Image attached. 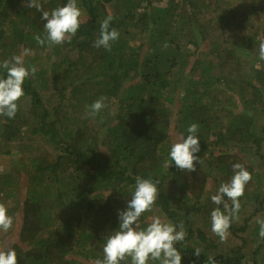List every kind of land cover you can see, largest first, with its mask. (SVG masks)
<instances>
[{"label":"trees","instance_id":"1","mask_svg":"<svg viewBox=\"0 0 264 264\" xmlns=\"http://www.w3.org/2000/svg\"><path fill=\"white\" fill-rule=\"evenodd\" d=\"M253 1L255 8L242 12L243 0H77L83 12L77 35L49 48L34 39L43 38L46 21L25 6L31 0H0V62L25 49L33 52L24 57L26 67L54 60L25 80L15 118L0 116V203L14 217L0 243L18 238L9 247L18 264L103 259L137 177L159 181L154 207L165 222L184 223L187 236L177 245L182 264H206L209 256L216 264H264L256 222L264 219V61L258 59L264 32L254 24L256 37L247 36L244 28L254 23L251 14L264 25V0ZM38 2L51 12L67 0ZM108 15L120 33L111 51L93 47ZM102 96L107 107L90 117L87 106ZM193 123L203 163L190 173L169 153ZM234 163L252 180L221 242L211 231L217 207L211 196L230 181ZM22 190L25 198L17 196ZM147 213L141 228L151 222Z\"/></svg>","mask_w":264,"mask_h":264},{"label":"clouds","instance_id":"2","mask_svg":"<svg viewBox=\"0 0 264 264\" xmlns=\"http://www.w3.org/2000/svg\"><path fill=\"white\" fill-rule=\"evenodd\" d=\"M25 6L36 8L42 12L45 35L34 37L41 47L47 45H62L70 43L81 27L83 12L78 6L77 0H67L64 6L44 11L38 0H31ZM113 16L108 15L100 24L99 37L94 41L93 47L104 48L111 51L113 42L119 39V31L110 24ZM167 48L169 45L164 44ZM31 49L23 50L19 55H14L8 60L0 62V68L5 70L6 76H0V116L14 119L19 109V102L25 95L23 85L26 79L34 77L38 69L36 66H25L24 57L32 55ZM258 59L264 61V40L258 46ZM107 97H100L87 106L90 117L97 116L107 107ZM199 125L191 124L187 128V137H181L178 142L171 145L170 161L177 168L185 172H195V164L202 165L197 153L201 151L200 140L197 132ZM172 164L166 160L164 167ZM233 176L229 182L222 183L217 192L211 196V201L217 206L210 214L211 231L225 242L229 235L232 223L237 220L240 211V198L245 193L247 184L252 180L251 173L241 163L232 165ZM159 181L136 178L135 190L126 210L118 212L119 229L107 236L103 247V259L95 260L94 264H151L158 261L159 264H182L181 251L177 245L182 244L187 236L184 223L179 226L170 222H164L159 216L153 217L146 228H141L140 217L152 210L158 196ZM231 202V203H229ZM259 225V236L264 238V219L256 218ZM14 226V217L9 215L8 208L0 203V231L8 232ZM179 228V230H178ZM196 257L201 255V250H194ZM0 264H18L17 252L12 248L0 249ZM206 264H216L215 258L207 257Z\"/></svg>","mask_w":264,"mask_h":264},{"label":"rangeland","instance_id":"3","mask_svg":"<svg viewBox=\"0 0 264 264\" xmlns=\"http://www.w3.org/2000/svg\"><path fill=\"white\" fill-rule=\"evenodd\" d=\"M253 3H257V2H255V1H253V0H243V4H242V6H237V8L240 10V11H242V12H251L252 11V8L250 7L251 5L253 6ZM254 7V6H253ZM255 8V7H254ZM251 16H252V19H253V22L254 23H248V24H246L245 26H244V28H245V34L248 36V35H251V36H255L256 37V30H257V32L259 31V29H256L255 27H254V24L257 26V27H260V29L262 28L263 29V32H264V25L262 24V22H261V19H260V17H258L257 15L255 16L254 14H251ZM264 38V35L263 36H261L260 35V39H263ZM256 39V38H255ZM205 51V48L204 47H201V49H200V52H199V55H204V52ZM52 59V58H51ZM25 61H27L26 59H24ZM48 60H50V58H44V60L43 59H40V61H34L33 62V64H34V66H36L37 67V69H38V71L40 70V68H41V66L42 65H44L46 68H50L52 65H53V63H54V60L52 61V62H50V61H48ZM217 87H220V86H217ZM221 96H223V93H221ZM179 107V105L177 104V105H175V106H173V109H175V112L177 111V108ZM247 113H249V112H247ZM259 120V119H258ZM25 134H29V132H27V133H25ZM35 139H37V137H34ZM38 140V139H37ZM40 141V140H39ZM36 142H38V141H36ZM262 146H263V148H262V153L264 154V140H263V142H262ZM18 158H19V155L18 154H15V155H13V157H12V159H14L15 161H17L18 160ZM252 160H253V158H251ZM16 166H18V165H16ZM4 171V169L2 170H0V173H2ZM263 172V171H262ZM23 189H24V187H23ZM263 191H264V188L262 189ZM26 195H27V190H22V192L20 193V194H18L17 196L18 197H20V198H25L26 197ZM9 204L10 205H13V204H16V202L14 201V200H10L9 201ZM156 216H159L161 219H162V221H164V220H166V218L167 217H165L164 216V214L160 211V208L158 207V208H156V207H154L153 206V208H152V210L151 211H149L148 213H147V220L148 221H150L153 217H156ZM258 217H260V216H258ZM261 218V217H260ZM165 222V221H164ZM73 224H75V220H73V222H72V225ZM237 224H239V223H237ZM20 225H21V223H20V221L19 222H17V227H16V230H17V233H18V231H19V229H20ZM18 240V238L17 237H12V238H7V239H5L2 243H0V249H5V248H9L10 247V245L13 243V242H15V241H17Z\"/></svg>","mask_w":264,"mask_h":264}]
</instances>
